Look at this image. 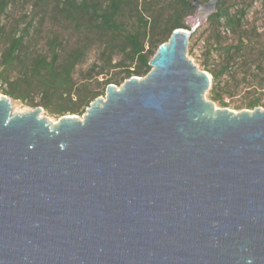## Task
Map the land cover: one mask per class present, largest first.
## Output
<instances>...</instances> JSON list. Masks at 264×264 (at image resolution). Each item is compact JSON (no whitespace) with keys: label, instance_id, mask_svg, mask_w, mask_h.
<instances>
[{"label":"water","instance_id":"obj_1","mask_svg":"<svg viewBox=\"0 0 264 264\" xmlns=\"http://www.w3.org/2000/svg\"><path fill=\"white\" fill-rule=\"evenodd\" d=\"M221 1L83 118L0 97V264H264V109L218 108L188 57Z\"/></svg>","mask_w":264,"mask_h":264},{"label":"trees","instance_id":"obj_2","mask_svg":"<svg viewBox=\"0 0 264 264\" xmlns=\"http://www.w3.org/2000/svg\"><path fill=\"white\" fill-rule=\"evenodd\" d=\"M40 1L48 5L46 0ZM192 1L54 0L52 11H42L39 22L32 18L18 33L2 23L15 0H0V42L6 45L0 54V82L6 84L4 94L22 101L39 96L40 102L32 105L55 114L80 112L101 95L98 89L122 85L133 76H146L151 71L149 62L160 45L177 29L191 30L188 16L194 13ZM223 3L224 0L209 20L221 25L223 19L227 27L241 32L245 12L230 15L221 9ZM49 14L59 29L49 32L45 45L38 49ZM243 36L241 33L240 37ZM240 50L238 46L236 54H230L229 49L225 70L231 67ZM93 52L96 59L81 72L82 78L77 82V69ZM116 69L120 72L110 74ZM212 75L217 80L218 74ZM212 98L222 101L215 92ZM260 102L255 99L249 107L255 109Z\"/></svg>","mask_w":264,"mask_h":264},{"label":"rangeland","instance_id":"obj_3","mask_svg":"<svg viewBox=\"0 0 264 264\" xmlns=\"http://www.w3.org/2000/svg\"><path fill=\"white\" fill-rule=\"evenodd\" d=\"M46 1L48 5L44 6L40 0H15L2 17V23L7 25L8 29H14L20 33L32 18H35V22H39L42 11H52V7L55 5L54 0ZM206 1L204 0V3ZM221 9L227 10L230 15L238 14L240 11L245 12L241 32L227 27L223 19H221V25H218L216 21L208 20L192 34L188 57L200 70L210 76L211 86L206 97L208 100L214 101L212 94L215 92L222 100L214 101L218 108H228L235 112L253 110L249 107V103L260 99L261 102L256 108L264 109V0H224ZM58 29V24L51 19L49 14L44 23L43 38L42 40L39 38L37 48L41 49L45 45V37L50 34L49 32ZM241 33L244 34L243 37H240ZM238 46L241 47L240 52L231 63V67L225 70L229 49L230 54H236ZM5 47V43L0 42V54ZM95 59L96 54L93 52L88 60L77 69L75 74L77 82L82 78L81 72L86 71ZM119 72L120 69H116L112 70L110 74ZM212 72L218 74L215 81ZM93 85L95 86L96 83ZM5 87L6 84L0 82V97L7 96L10 99L14 112H29L37 107H42L32 105L33 103L37 105L40 102L39 96L34 97L33 100L22 101L4 94ZM98 91H101V95L98 97L106 95V90L98 89ZM42 108L40 116L55 123L64 116L83 118L89 107L81 108L80 112H68L64 115L55 114L44 107Z\"/></svg>","mask_w":264,"mask_h":264}]
</instances>
